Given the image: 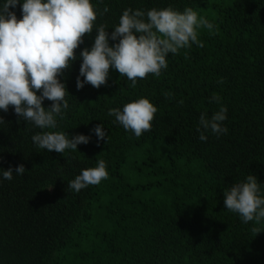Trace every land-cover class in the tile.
<instances>
[{
    "label": "trees",
    "instance_id": "16d2710c",
    "mask_svg": "<svg viewBox=\"0 0 264 264\" xmlns=\"http://www.w3.org/2000/svg\"><path fill=\"white\" fill-rule=\"evenodd\" d=\"M91 2L93 31L63 70L68 108L56 129L34 127L11 105L0 111V169L13 168L11 180L0 177V264H264V222L242 223L222 195L247 175L264 194V0ZM165 7L191 8L213 28H199L196 43L169 53L159 76L146 74L133 87L110 68L104 85L77 90L79 52L91 46L96 26L110 33L126 8ZM9 10L21 18L19 3ZM141 97L157 111L150 130L135 137L107 113ZM221 104L227 132L199 140L200 114ZM98 124L106 136L99 142L90 133ZM41 131L91 139L57 153L32 143ZM99 160L107 179L68 187ZM19 164L22 175L14 172Z\"/></svg>",
    "mask_w": 264,
    "mask_h": 264
},
{
    "label": "clouds",
    "instance_id": "9594fccd",
    "mask_svg": "<svg viewBox=\"0 0 264 264\" xmlns=\"http://www.w3.org/2000/svg\"><path fill=\"white\" fill-rule=\"evenodd\" d=\"M18 3L20 19L9 10ZM96 16L91 0H0V111L7 112L11 105L18 117L34 127L56 129L57 117H62L63 110L68 108L63 70L77 59L74 49L83 43L85 34L92 33ZM201 27L212 29L213 25L191 8L182 12L171 7L146 12L126 8L110 33L104 25L96 26L91 46L80 50L75 86L79 90L85 83L94 88L104 85L110 68L126 76L133 87L137 78L146 74L159 76L161 69L167 67V55L196 43L197 30ZM45 99L51 101L48 108L42 106ZM211 100L219 103L218 96ZM156 111L148 98L141 97L122 108H110L107 114L125 131L140 137L150 130ZM226 113L227 108L222 104L210 116L201 113L199 125L203 132L199 140L207 139L204 132L225 134L227 128L222 122ZM0 123H5L2 118ZM90 133L97 142L106 139L100 124L90 129ZM90 139L85 134L70 137L65 131H41L31 136L37 148L57 153L77 150V145L87 144ZM14 172L22 175L25 168L16 165ZM0 177L11 180L13 168L0 169ZM107 177L106 164L99 160L95 167L81 169L68 187L80 191ZM222 195L225 209L238 214L242 223L264 222V194L255 175L233 183Z\"/></svg>",
    "mask_w": 264,
    "mask_h": 264
},
{
    "label": "rangeland",
    "instance_id": "374dc122",
    "mask_svg": "<svg viewBox=\"0 0 264 264\" xmlns=\"http://www.w3.org/2000/svg\"><path fill=\"white\" fill-rule=\"evenodd\" d=\"M124 172H125L127 175H130V170H129L128 167H126V168L124 169Z\"/></svg>",
    "mask_w": 264,
    "mask_h": 264
}]
</instances>
